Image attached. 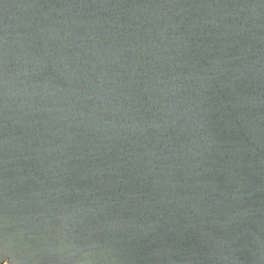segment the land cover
<instances>
[{"label":"water","instance_id":"obj_1","mask_svg":"<svg viewBox=\"0 0 264 264\" xmlns=\"http://www.w3.org/2000/svg\"><path fill=\"white\" fill-rule=\"evenodd\" d=\"M0 264H264V0H0Z\"/></svg>","mask_w":264,"mask_h":264}]
</instances>
